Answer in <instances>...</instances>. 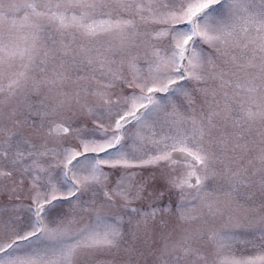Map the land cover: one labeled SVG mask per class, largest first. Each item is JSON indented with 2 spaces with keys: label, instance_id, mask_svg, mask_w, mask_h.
Masks as SVG:
<instances>
[{
  "label": "snow or ice",
  "instance_id": "1",
  "mask_svg": "<svg viewBox=\"0 0 264 264\" xmlns=\"http://www.w3.org/2000/svg\"><path fill=\"white\" fill-rule=\"evenodd\" d=\"M0 264H264V0H0Z\"/></svg>",
  "mask_w": 264,
  "mask_h": 264
}]
</instances>
